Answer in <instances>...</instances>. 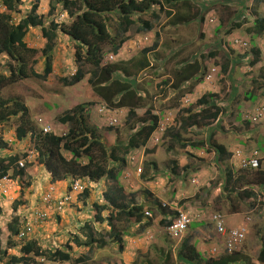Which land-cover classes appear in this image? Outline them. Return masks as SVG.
<instances>
[{"label": "rangeland", "instance_id": "374dc122", "mask_svg": "<svg viewBox=\"0 0 264 264\" xmlns=\"http://www.w3.org/2000/svg\"><path fill=\"white\" fill-rule=\"evenodd\" d=\"M40 1L38 13L45 16L44 21L49 25L47 14L52 4L49 0ZM189 1L192 8L188 13L193 16L197 14V17H193L196 18L193 22L174 27L171 26L170 20L162 15L152 33L135 35L136 33L132 32V39L125 43L117 54L111 52L109 46L106 47L103 65H116L140 57L142 49L154 43L155 32L161 34L160 48L147 57L150 67L140 76L135 77L140 91L145 93L147 98L154 95L152 100L148 99V105L144 103V106L146 109L152 106L155 111L160 112V127L145 147L132 150L126 155V165L120 178L125 195L133 198L131 201H134V204L144 205L145 211L150 212L151 217L145 214V224H137L133 227L126 222L116 225L118 231H127L122 245L123 252L120 250L121 245L116 246L110 242L112 241L110 237H106L110 244L103 249L76 247L74 258L80 255L87 257L81 264H113L119 257L125 264H188L177 259L181 243L188 230L182 236L175 238L169 236L166 226L160 223L161 219H168L169 216H164L157 206H153L154 200L189 213L192 223L203 222L204 225L194 234V239L200 251L208 249L210 256L216 257L225 249V238L218 236L212 222L215 214L222 215L228 227L247 228L246 239L237 251H243L252 262L257 261L260 249L264 245V187L255 185L251 178L244 175L243 179L240 178L241 180L238 179L237 183L232 184V188L231 186L229 189L226 188V172L230 170L236 177L239 175L238 160L232 158L227 160V163L226 161L221 163L216 160L212 150L182 149L179 145L172 144L167 134L168 129L172 131L177 129L176 119L179 110L194 107V112L200 111L202 107L197 104V100L204 93L215 92L220 94L215 101L223 109L222 115L214 123L213 131L217 141L234 153L242 148L245 155L251 154L253 149L262 144L264 121L254 125L250 123L248 128L245 127L244 119L247 111L254 110L257 103L264 105V36L253 35L249 31L256 17L264 16V0H202V3L198 0ZM20 2L19 13L14 15L16 16L14 20L17 22L27 17L35 0H20ZM2 11L4 9H0V12ZM203 15L205 21L201 22L200 17ZM52 17L59 23L71 22L68 12L62 7H59ZM146 18L149 19L150 15ZM235 23H242V26L234 28L233 33L229 34L228 31ZM115 28L116 26L111 27L113 32ZM26 43L40 54L48 41L43 37L42 29L39 27L30 29ZM73 46L74 42L60 32L54 49L53 73L45 80L31 77L28 80L10 83L4 79L7 82L0 88V97L7 101L22 100L29 107L32 125L39 132L47 128L49 132L58 136L67 134L70 127L62 124L59 117L78 105H86L89 109L90 125L98 129L110 150L119 142L125 143L131 134V125L127 116L129 109L110 108L96 95L89 83L93 70L90 65H83L85 78L81 83L73 87H65L62 84L63 77H72L79 69L75 62ZM253 48L260 49L261 52L260 62L256 66L250 65L254 57ZM209 53L217 55L215 62L206 57ZM225 55H229L234 63L228 75L222 79L223 74L219 65L223 63ZM183 60L191 61L189 64L198 62L201 65L203 80L200 83L194 81L186 83L187 86L182 87L179 93L173 87L176 80L172 74L181 66L179 63ZM8 63H11L8 56L0 58V78L7 77L6 74L10 71ZM44 65L45 58H41L32 69L42 73ZM162 79L169 83L164 92H161L157 86ZM252 87L257 88L254 90L255 100L257 99L255 105L247 100L245 94ZM246 105L250 107L254 105V109L246 110ZM111 121L114 126L110 124ZM17 125L18 121L14 119L0 126V139L11 144L8 150L0 149V157L18 156V154L20 157L29 151L30 156L21 160L28 170L33 167L39 151L35 139L30 134L23 141L17 139L15 134ZM210 129L197 126L189 129L183 136L193 141H206ZM242 141L246 144H242ZM171 145H174V150L170 148ZM260 152L264 157V151ZM63 155L67 159L72 157L67 150L63 151ZM180 158L184 160L180 162ZM175 160L180 163L178 176L171 172V163ZM27 162H31L30 166ZM186 163H190L192 169L200 167L199 172H191L184 178L185 172L181 168ZM155 164L158 166H154ZM11 174L12 169L8 181L3 178L0 180V227L5 226L17 215L26 219L33 210L42 208L41 199L51 185L50 175L43 167L39 176L33 181H29L28 177L12 178ZM98 182L97 185L95 183L89 185L91 191L88 199H82L80 195L62 215L53 214L49 221L38 223L33 238L43 242H56L60 247H64L68 240L76 235L85 239L83 227L98 226L100 230L109 233L110 210L99 213L103 218L101 222L97 220L99 214L96 204L101 206L107 203L103 193L114 183L107 179ZM59 187H67V182L59 184ZM245 191H251L252 197L248 198ZM229 195L232 197V202L228 199ZM15 200L23 201L17 210H14L13 205ZM183 200L185 206L181 205ZM148 207L153 210H149ZM235 216L238 221L229 224L226 219ZM209 240L210 244H207ZM1 241L2 246H6L7 240L4 236ZM42 246L48 245L44 243ZM167 257H170L168 261ZM43 264L75 263L45 260Z\"/></svg>", "mask_w": 264, "mask_h": 264}, {"label": "trees", "instance_id": "16d2710c", "mask_svg": "<svg viewBox=\"0 0 264 264\" xmlns=\"http://www.w3.org/2000/svg\"><path fill=\"white\" fill-rule=\"evenodd\" d=\"M49 1L52 7L47 14L48 18L46 17L49 25H46L45 16H41L38 13L40 0H35L31 12L18 22L14 20L16 18L14 15L19 13L20 0H0V9H4V11L0 12V58L8 56L11 60V63H8L10 71L6 74L7 77L4 78L2 76L0 78V88L7 81L14 83L28 80L31 77L47 79L53 73L54 49L58 35L61 32L74 42L75 62L79 66V69L72 77H63L61 79L62 84L65 87L78 85L85 78L83 65L93 67L89 79L92 89L98 97L104 100L108 107L129 109L128 121L129 125H131V134L125 143L119 142L109 150L98 129L90 125L89 109L86 105H78L72 110H67L59 117V121L62 124L70 126L67 134L64 136H58L54 133L44 134L32 125L29 107L22 100L7 101L0 97V126L16 119L18 121V125L15 128L17 139L23 141L30 134L35 139L39 151L33 167L28 170H26L25 166L20 167L19 162L30 156L29 151L20 157L19 154L18 156L0 157V180L8 177L12 169V178L28 177L29 181H33L39 176L43 167L50 175L51 183L67 182L68 191H72L73 183L80 182L85 188L80 194L82 199L90 197L91 190L89 185L98 183L102 179H107V181L114 183L108 190L107 200L109 203L101 206L96 204L97 214L110 210L108 224L111 226V230L109 233L100 230L98 226L96 228L87 226L85 227L86 229L83 227L85 239H82L80 235H76L70 238L64 247H60L58 243L52 241L43 242L29 236L20 238L19 234L27 224V221L17 215L8 221L5 226L0 227V264H43L45 260L47 262L72 261L75 264H81L85 262L87 257L86 255H80L78 258H74L75 248L103 249L110 244L106 237L112 239L110 241L112 244L121 245L120 250L124 251L122 245L124 244V237L127 235V231H118L116 225L121 222L131 224L130 226L132 227L137 224H143L147 211H145L146 207L144 205L134 204V201H131L133 198H129L124 193L125 189L121 184L120 178L126 165V155L132 150L145 147L151 137L158 132L161 122L160 112L155 111L152 106L148 107V109L144 106V103L148 105V99L152 100L154 95L147 98V95L140 91L135 77L140 76L145 69L150 67L147 57L160 48L161 34L158 31L155 32L154 43L149 47L143 48L140 52V57L116 65H103L106 47L109 46L111 52L117 54L124 44L132 39V32H135V35L152 33L155 30L156 22L161 20L160 17L162 15H165L170 20L171 26L174 27L189 24L196 19L193 17H197V14L193 16L188 13L192 8L189 0ZM198 1L203 2L202 0ZM59 7L68 12L71 18L69 24L66 22L59 23L52 17ZM148 15H150L149 19L146 18ZM200 20L201 22L205 21L204 16H201ZM115 26V32H113L111 27L114 28ZM241 26L242 23H235L228 33L232 34L234 28H240ZM39 27L42 29L43 37L48 41L40 54H38V50L30 48L26 43V37L30 29ZM250 30L255 35H264V16L256 17ZM253 54L254 59L250 65L256 66L260 61V50L253 49ZM216 56V54L209 53L206 57L215 62ZM41 58H45V65L43 72L39 73L32 67L37 65ZM223 60V63L219 65L223 74L222 79L228 75L234 63L229 55H225ZM189 63L191 61L186 62L183 60L179 63L181 64L180 67L174 68L172 75L176 80V84H173V87L179 93H181L182 87L187 86L186 83L193 81L200 83L203 80L200 72L201 65L196 61L192 64ZM199 73L200 75L198 76ZM4 79L7 81L5 82ZM168 84V81L166 82L162 79L157 86L161 92H164ZM259 88L262 89V87ZM256 89L252 87L246 93V98L252 97L253 99L256 97L254 94ZM219 96L220 94L215 92L204 93L197 100V104L202 107L200 111L194 112V107L179 110L176 119L177 129L174 131L167 130L172 144L175 143L186 150L188 148L205 150L207 147L215 152L218 162L226 161L232 157V153L214 139V133L212 134L211 131L206 141H193L183 136L189 129L197 126L210 128L220 118L223 109L215 101ZM208 141L209 143L207 144ZM261 143L258 149L264 151V141ZM10 148V143L0 139V149L8 150ZM170 148L174 150V145H171ZM64 150L71 153L72 157L70 159L63 155ZM182 160L184 159L180 158V162ZM27 164L30 166L31 162H27ZM171 164V172L173 175L178 176L180 163L175 160ZM189 164L186 163L181 168L185 172L184 178L189 176L191 172H199L200 167L192 169ZM154 166L158 165L155 164ZM243 176L241 175L237 178L232 171L228 170L225 180L226 188L229 189L230 186L232 188V184L237 183L240 178L243 179ZM246 177L251 178L255 185L264 187V169H258L251 173L246 172ZM246 193L248 198L252 197L253 193L251 191H245ZM228 199L232 202L231 195H229ZM154 201L153 206H157L164 216L174 214L170 207L163 206L158 200ZM22 202L15 200L13 203L14 210H17ZM181 205L185 206L184 200ZM149 210H153V208L150 207ZM100 214L97 215V220L103 222ZM160 223L167 228L172 223V220L162 219ZM195 224H190L188 233L181 243L177 254L179 261L188 264H264V245L260 249L255 262H252L243 251L229 253L225 250V252L223 251L216 257L210 256L208 249L207 251H200L197 241L194 239V234L197 233L198 228L204 223ZM2 236L7 240L6 246H2ZM44 243H47L48 246L43 247ZM207 244H210V240L207 241ZM119 258L113 264H125ZM169 258L167 257V261Z\"/></svg>", "mask_w": 264, "mask_h": 264}, {"label": "built area", "instance_id": "2783aa9c", "mask_svg": "<svg viewBox=\"0 0 264 264\" xmlns=\"http://www.w3.org/2000/svg\"><path fill=\"white\" fill-rule=\"evenodd\" d=\"M264 116V109L259 110L258 117ZM48 131V130H46ZM240 155V154H238ZM24 162H19L20 167H24ZM242 166L244 168L257 169L260 166V158L258 152L255 151L251 156L242 160ZM4 180L8 181L5 177ZM73 193L83 190L84 186L80 182L73 184ZM72 200L70 193H61L55 186H51L42 198L43 204L46 206V211L37 210L34 212L32 219L27 222L23 230L20 232L19 237L25 238L34 235L35 226L38 222H45L49 215V211H56L58 213L63 212L64 208ZM166 206V205H164ZM175 213L169 217L172 223L167 226V234L171 237L182 236L188 230L192 219L189 213L182 209H174ZM147 216H151L150 212H146ZM212 222L215 225V230L220 238H225V250L228 252L237 251L241 244L246 239L247 229L246 227L229 228L227 227L222 215L216 214L212 218Z\"/></svg>", "mask_w": 264, "mask_h": 264}, {"label": "clouds", "instance_id": "9594fccd", "mask_svg": "<svg viewBox=\"0 0 264 264\" xmlns=\"http://www.w3.org/2000/svg\"><path fill=\"white\" fill-rule=\"evenodd\" d=\"M204 16V15H203ZM204 18H205V16H204ZM251 31V30H250ZM253 35H255L254 33H252ZM258 36H260V35H258ZM261 36H264V35H261ZM254 50H256L257 48H253ZM258 51L260 50V49H257ZM260 54H261V52H260ZM253 59H254V57H253ZM221 70V69H220ZM77 72V71H76ZM75 72V73H76ZM74 73V74H75ZM73 74V75H74ZM72 75V76H73ZM262 109H264V105H260V106H257V107H255V109L254 110H252V111H247V113H246V118L244 119L245 121H246V123L247 124H252V125H254V124H259L260 122H263L264 121V116H261V117H258V114H259V110H262ZM128 116V115H127ZM112 126H114L113 125V123H112V121H111V123H110ZM206 128V127H205ZM211 128V132H212V134L214 133V131H213V129H214V127L213 126H211L210 127ZM206 129H209L208 127L206 128ZM46 130H48V131H46ZM44 134H49V133H51V132H49V129H47V128H45L44 129V131H42ZM211 134V135H212ZM214 139L217 141V139H216V136H215V133H214ZM207 140H208V137H207ZM201 141V140H200ZM218 142V141H217ZM209 143V141L207 142V144ZM219 143V142H218ZM220 144H222V143H220ZM222 145H224V144H222ZM225 146V145H224ZM226 147V146H225ZM227 148V147H226ZM194 150H196V149H194ZM205 150H211V149H208L207 147L205 148ZM213 151V150H212ZM227 151H229V149L227 148ZM255 151H257L258 152V156H259V158H260V166L257 168V169H250V168H244L243 166H242V160L244 159V158H247V157H249V156H251ZM229 152H231L232 153V157L230 158V159H232V158H234L236 161L238 160L239 161V163H240V171L238 172V176H237V178H239L241 175H246V172H248V173H251V172H253V171H256V170H258V169H264V165H263V160H264V157H262L261 156V152L259 151V149H253L252 150V153L251 154H249V155H245L244 154V149H238L237 151H235V153L233 152V151H229ZM215 153V152H214ZM238 154H240V155H238ZM215 156H216V154H215ZM230 159H227V160H230ZM227 160H226V163H227ZM22 162V161H21ZM223 162H225V161H223ZM223 162H221V163H223ZM25 164V163H24ZM25 166V165H24ZM244 173V174H243ZM8 178V177H7ZM61 183H65V182H61ZM61 183H51V185H50V187L51 186H55V187H57L58 189H59V191L61 192V193H70L71 195H72V200H71V202L70 203H68L67 205H66V207L64 208V210H63V212H61V213H58V212H56V211H49V215H48V217H47V219L45 220V222L46 221H48V219H50V217H51V215H53V214H55V215H62L72 204H74L75 203V199L77 200L78 199V196L81 194V192H83L84 191V189L83 190H79L78 192H76V193H73V189H72V191L70 190V191H68L69 190V188H68V186L67 187H65V190H62L63 189V187H62V189H61V187H59V184H61ZM99 183V182H98ZM74 184V183H73ZM96 185H97V183H95ZM72 188H73V186H72ZM108 190H109V187L104 191V193H103V196H104V198H105V200L107 201V203H109V201L107 200V198H108V196H107V194H108ZM45 195V194H44ZM43 198V197H42ZM41 201H42V199H41ZM42 205H43V207L42 208H39V209H35V210H33V212H32V214L31 215H29V217H26V221L28 222L29 220H33L32 219V216H33V214H34V212L35 211H37V210H42V211H46L47 209H46V206L43 204V202H42ZM164 205H166V204H164ZM163 205V206H164ZM167 206V205H166ZM171 208V210L172 211H174V213H175V210L174 209H176V208H173V207H170ZM147 212V211H146ZM171 215H173V214H171ZM171 215H169V217L171 216ZM216 215V214H215ZM151 217V216H150ZM224 218V217H223ZM167 219V218H166ZM169 219V218H168ZM225 220V219H224ZM38 223H43V222H38ZM37 223V224H38ZM225 223H226V225H227V222L225 221ZM36 224V225H37ZM214 224V223H213ZM228 227V226H227ZM240 227H244V226H240ZM229 228H232V227H229ZM233 228H237V227H233ZM247 229V228H246ZM34 234H35V230H34ZM34 236V235H33ZM33 236H31V237H33ZM247 236V235H246ZM224 252H225V249H224ZM229 253H231V252H229Z\"/></svg>", "mask_w": 264, "mask_h": 264}, {"label": "crops", "instance_id": "0c3cea01", "mask_svg": "<svg viewBox=\"0 0 264 264\" xmlns=\"http://www.w3.org/2000/svg\"><path fill=\"white\" fill-rule=\"evenodd\" d=\"M259 62H260V61H259ZM246 93H247V92H246ZM246 93H245V94H246ZM255 98H256V97H254V98L252 99V97H250V98H247V100H249L250 103L254 104L255 101L257 100V99L255 100ZM254 105H255V104H254ZM254 105H252L251 107H250V105H246V110L254 109V107H253ZM260 105H263V104H258V103H257V104L255 105V107L260 106ZM252 107H253V108H252ZM246 110H245V111H246ZM212 126L214 127V124H213ZM245 127H248V128H249V127H250V124H247V123H246V126H245ZM251 128H252V127H251ZM254 129H255V128H254ZM242 144H246V142L242 141ZM240 149H242V148H240ZM256 149H258V147H256ZM61 189H62V187H61ZM62 190H65V188H63ZM236 216H237V215H236ZM236 216L233 217V218H230V219H226V220L228 221L229 224H231L232 221H234V222L236 223V221H238V219L236 218ZM165 219H166V218H165ZM161 220H162V219H161ZM161 220H160V221H161ZM232 224H233V223H232Z\"/></svg>", "mask_w": 264, "mask_h": 264}]
</instances>
